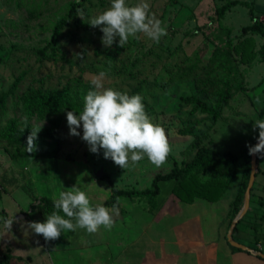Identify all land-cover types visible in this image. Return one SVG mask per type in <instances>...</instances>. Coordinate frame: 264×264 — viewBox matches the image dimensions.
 <instances>
[{
    "label": "rangeland",
    "instance_id": "rangeland-1",
    "mask_svg": "<svg viewBox=\"0 0 264 264\" xmlns=\"http://www.w3.org/2000/svg\"><path fill=\"white\" fill-rule=\"evenodd\" d=\"M228 1L145 0L150 5L149 14L156 15L167 35L157 43L138 34L139 39L129 37L124 47H119L117 37L112 47L106 48L101 43L100 27L88 22L108 8L110 0H0V95L7 93V108L0 113L1 260L6 255L8 264H52L51 258L56 257L53 249L62 246L65 237L80 239V243L93 247L94 254L86 260L87 264H108L107 259L116 252L123 256L120 263L132 264V259L142 260L144 249L151 244L154 249H149V257L158 258L160 254L168 259L167 247L159 248L156 242L163 240V245L170 243L171 247L174 238L180 240L174 235L176 226L204 234L199 240L196 235L194 239L192 234L185 235L191 240L202 242L204 238L206 245L231 250L227 234L245 203L244 193L235 214L242 169L234 170L231 164L214 161L203 163L183 185L174 180L161 181V193L154 205L141 197H120L125 217L117 221L118 230L110 234L114 242L103 239L108 237V229L101 226L99 229L105 232L84 231L85 236L64 231L52 243L33 233L26 223L45 220L38 211L43 196L58 198L60 191L74 185L85 191L93 206L102 204L113 211L115 206L104 205L111 193L110 181L119 188L143 189L151 185L157 173L181 167L199 146L231 151L240 159L248 152L247 145L256 144L259 130H253V124L264 119V92L259 91L258 85L264 79V63L252 62L264 61L260 53V39L264 37L243 33V27L254 22L252 16L264 17V0H243L248 5H238L220 17L217 10ZM126 2L134 5L140 0ZM72 7L75 12L68 14ZM62 15L67 16V24L54 42L52 28ZM100 72L105 73V87L129 95L140 94L150 119L165 129L171 152L161 167L145 156L135 164L129 160L123 169L105 159L103 152L89 151L81 139L82 126L78 129L81 136L69 134L66 113L71 110H64L60 116L40 117L23 106L24 97L39 88H68L79 98L84 97L92 88V78ZM12 121L28 135L32 128L42 125L35 145L46 140L51 147L59 148L57 155L44 156L43 150L36 149L28 152L26 145L23 154H15L16 147L6 146L2 135ZM258 158L256 177L260 155ZM94 166L104 168L102 177L95 176ZM256 177L249 208L239 220L233 238L264 252L260 199L255 193L260 179L256 182ZM58 213L64 216L62 211ZM11 220L9 225L7 221ZM157 225L165 229L139 233V239L151 242L148 245L137 241L133 244V234L127 238L122 229L124 226L136 231ZM120 230L124 240H118ZM178 246H173L176 261L172 264L203 262L196 251L199 246L188 244L186 250L183 244ZM81 255L75 250L68 252L66 258L78 260ZM226 257L221 264H232ZM258 257L255 258L263 260Z\"/></svg>",
    "mask_w": 264,
    "mask_h": 264
},
{
    "label": "clouds",
    "instance_id": "clouds-1",
    "mask_svg": "<svg viewBox=\"0 0 264 264\" xmlns=\"http://www.w3.org/2000/svg\"><path fill=\"white\" fill-rule=\"evenodd\" d=\"M150 5L140 0L134 5L126 0H110V6L92 16L88 24L100 27L103 33L101 43L111 48L119 37V47H124L129 37L139 39L143 34L159 42L167 35L166 28L154 13L149 14ZM83 18V15H80ZM104 72L91 80L92 88L83 97V109L77 115L73 110L67 111L66 119L69 134L81 136L78 129H83L81 139L85 141L92 153L103 150L105 159H111L121 168L139 162L145 156L156 167H161L171 152L165 129L153 123L145 111L140 94L129 95L111 87H105ZM42 125L31 129L27 137L26 150L34 151L35 140ZM258 129L257 143L247 145L249 155L264 156V119L254 121L253 130ZM60 191L53 200L54 208L62 211L64 216L53 211L43 222L29 221L27 227L45 240H54L64 231L85 229L95 233L101 226L111 229L113 217L102 204L92 205L85 193L77 185ZM67 217V218H65ZM9 225L13 220L7 221Z\"/></svg>",
    "mask_w": 264,
    "mask_h": 264
},
{
    "label": "trees",
    "instance_id": "trees-1",
    "mask_svg": "<svg viewBox=\"0 0 264 264\" xmlns=\"http://www.w3.org/2000/svg\"><path fill=\"white\" fill-rule=\"evenodd\" d=\"M236 5H248V2L242 0H229L217 10L220 17H223L230 8ZM76 8L72 7L69 9L68 14L75 12ZM251 11V9H250ZM252 13V12H251ZM254 22L243 27V33L253 32L260 34L264 37V24L259 18H254ZM67 24V16H59L55 21L52 28V41H56L59 37L62 29ZM260 53L264 59V41L260 49ZM7 93L0 95V113H2L7 108L6 103ZM83 97L76 96L70 89L63 88L61 90H42L35 89L27 96L24 97L23 106L32 115L40 117H50V116H60L64 110H73L77 114L83 109ZM261 115H264V109L261 111ZM264 118V117H263ZM3 139L6 141V146H15L16 153L21 155L24 153L23 148L27 144L28 131L22 132L16 122L12 121L6 131L3 132ZM255 145V144H254ZM36 150H43L42 155L48 157H55L59 148L51 147L46 140L41 141V143L36 145ZM100 152H103L101 149ZM99 152V153H100ZM259 157V155H258ZM251 158L247 152L242 158L239 159L238 155L231 151L220 152L211 147L199 146L194 156L183 163L181 167H176L166 173H157L152 180L150 186L143 189H124L116 187L115 184L110 181L111 193L110 196L104 201V205L119 206V197H129V198H145L152 205L155 204L157 196L161 193V181L174 180L175 184L183 185L190 175L198 170L203 163L206 161L220 162L224 164H231L235 168L240 167L242 169V181L241 188L235 199V214L240 210V203L244 197V193L247 189L250 174H251ZM259 158H257L258 160ZM108 177V176H107ZM52 198L48 196H43L38 205V211L43 218L52 213V209L48 206L54 207ZM63 213V212H62ZM59 214V213H58ZM64 214V213H63ZM62 215V214H61ZM234 251H241L240 248L232 246ZM256 251H262L260 248H254ZM8 257L3 256L0 259V264H8Z\"/></svg>",
    "mask_w": 264,
    "mask_h": 264
},
{
    "label": "crops",
    "instance_id": "crops-1",
    "mask_svg": "<svg viewBox=\"0 0 264 264\" xmlns=\"http://www.w3.org/2000/svg\"><path fill=\"white\" fill-rule=\"evenodd\" d=\"M236 6H238V5H236ZM236 6H233L232 8H235ZM262 18H259V19H262ZM263 41L264 40L261 38L260 42H262V44H263ZM252 63H253V65H256L258 63H264V61L260 60V59L259 60L255 59ZM258 85H259V91L264 92V79L262 82H259ZM260 158H261L260 172L257 174V177H256V182L258 179H260V186L258 185V183H256L255 193L258 194L259 199H260L258 201V205L260 208V210H259L260 218H261V220H260V234H261V236L264 237V156H260ZM121 197H123V196H121ZM52 199H54V198L52 197ZM122 212H123V209H122ZM123 219H121V220H123ZM117 221L113 222V228H111L110 230L109 229L107 230V232H108L107 236L108 237L107 238L103 237V239H108L109 241L112 240V236H110V234L112 232L118 230L115 226L116 224H118ZM122 229H124V233H125L127 238H129L128 236L130 235V233L133 234V236H134L132 239L133 244L137 241L139 243L142 242L143 245H148L151 242L142 241L141 239H139V237H138L139 233H141V232L147 233L148 231L153 230V229L164 230L165 228L162 227V225H157V226L150 227V228H141V229L136 230V231H133V230L131 231L124 226H122ZM180 229H182V231ZM173 230H175L174 232H176V234H174V235L180 237V240L174 238V240L171 242V244H172L171 247L168 246V245H170V243H168L167 246L163 245L165 243V241H163V240H157V242H156L157 243L156 245L159 248L161 246H163L164 248L167 247V250H165V255L168 257V259H165L164 257H162L163 255H160V254L157 255L158 258L149 257L148 256L149 249H152V248L154 249V246H152V244H151L148 248L144 249L145 255H144V257H142V260L137 262V261L132 259L131 262H129V263H132V264H161V263L162 264H172L176 261V258H175L176 250L174 249L173 246L176 245L179 248L178 244H180V245L183 244L185 247L184 250H186V248L189 247L188 244H193V246H199L200 247V248L196 249V251L198 253V257L200 256L203 259L202 260L203 262L201 264H221V260H223L225 258V256H227L226 259L230 257L229 262H231L232 264H264V258H262L260 256L258 257L257 255H254V254L247 252L245 250L241 249V251H234L231 248V250H225L224 249V251H223L222 247L217 248L213 244H207L206 245L204 243V238H203L202 242H201V240L200 241L193 240L195 238L194 237L195 235L197 236L198 240L201 239L200 237L204 236L203 233H199L196 230H194L193 232L190 233V231L188 232V230H186V229L183 230L182 226H176V229L173 228ZM84 231H86V230L79 231V232L71 231V233L76 232L78 235L85 236V235H87V232H84ZM98 231L99 232H101V231L105 232L104 230H101V229H99ZM120 231H121L120 232V238L118 240H124V237H123L124 233L122 232V230H120ZM64 234H66V233H64ZM187 234H189V235L192 234L193 239L191 240L188 237H186L185 235H187ZM198 234H200V236H198ZM115 238H117V234H116ZM114 240H112V241L114 242ZM118 240L116 241V244L118 243ZM53 241L54 240H52V243H53ZM127 241H128V239H127ZM61 242L64 243L62 246H58V247L55 246V248L53 249V250H56L54 252L56 257L51 258L52 264H80V263L81 264H87L86 260H90L89 257L94 254L93 253V247H91L90 244L80 243V239H74V238L67 239L65 237V238H62ZM90 242H91V238H89L88 243H90ZM116 247H118V246L115 245V248ZM75 250L80 251L82 253L80 259H78V260L67 259L66 258L67 253L68 252L73 253V252H75ZM249 254H251V255H249ZM255 257L262 258L263 260H258ZM122 258H123L122 254L120 252H116V254L112 255L111 258L109 257L107 259V262H108V264H122V262L120 263V261H119ZM53 259H54V263H53ZM166 260H169V262ZM255 260H257V263H255Z\"/></svg>",
    "mask_w": 264,
    "mask_h": 264
},
{
    "label": "water",
    "instance_id": "water-1",
    "mask_svg": "<svg viewBox=\"0 0 264 264\" xmlns=\"http://www.w3.org/2000/svg\"><path fill=\"white\" fill-rule=\"evenodd\" d=\"M258 142V141H257ZM256 142V143H257ZM257 158H258V155H252V158H251V174H250V178H249V182H248V186H247V189L245 191V198H244V206L243 208L238 212L236 218L233 220L231 226H230V229L228 231V234H227V239H228V242L232 245V246H235V247H238L242 250H245V251H249L257 256H260L262 258H264V252L263 251H256L255 249L239 242V241H236L234 240L233 238V232L239 222V220L244 216V214L247 212L248 208H249V205H250V193L252 191V187L254 185V180H255V177H256V168H257ZM105 173V170L103 167L101 168H96V166H94V174L95 176H97L98 178L102 177ZM110 214L112 215L113 217V222H116L117 220H120V219H123L124 218V215H123V212H122V208L120 206H117V207H114L113 211H110Z\"/></svg>",
    "mask_w": 264,
    "mask_h": 264
},
{
    "label": "built area",
    "instance_id": "built-area-1",
    "mask_svg": "<svg viewBox=\"0 0 264 264\" xmlns=\"http://www.w3.org/2000/svg\"><path fill=\"white\" fill-rule=\"evenodd\" d=\"M261 20L263 21V24H264V17Z\"/></svg>",
    "mask_w": 264,
    "mask_h": 264
}]
</instances>
